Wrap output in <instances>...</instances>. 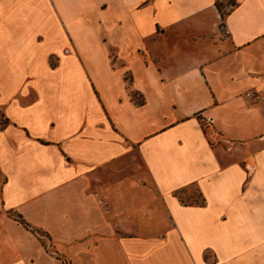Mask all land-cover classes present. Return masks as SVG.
I'll list each match as a JSON object with an SVG mask.
<instances>
[{
    "label": "crops",
    "instance_id": "0c3cea01",
    "mask_svg": "<svg viewBox=\"0 0 264 264\" xmlns=\"http://www.w3.org/2000/svg\"><path fill=\"white\" fill-rule=\"evenodd\" d=\"M217 2L0 0V264H264V0Z\"/></svg>",
    "mask_w": 264,
    "mask_h": 264
},
{
    "label": "built area",
    "instance_id": "2783aa9c",
    "mask_svg": "<svg viewBox=\"0 0 264 264\" xmlns=\"http://www.w3.org/2000/svg\"><path fill=\"white\" fill-rule=\"evenodd\" d=\"M66 53H69L70 50L66 49ZM246 97L255 101V102H264V92L260 91H248ZM202 124L205 128L210 129L213 126V120L207 117L202 119ZM96 198L98 199V204L104 208L106 212H109L108 203L101 197L99 193H95Z\"/></svg>",
    "mask_w": 264,
    "mask_h": 264
},
{
    "label": "rangeland",
    "instance_id": "374dc122",
    "mask_svg": "<svg viewBox=\"0 0 264 264\" xmlns=\"http://www.w3.org/2000/svg\"><path fill=\"white\" fill-rule=\"evenodd\" d=\"M238 1L239 0H218L217 6L223 15V18L234 6H236ZM186 53L188 52L186 51Z\"/></svg>",
    "mask_w": 264,
    "mask_h": 264
},
{
    "label": "trees",
    "instance_id": "16d2710c",
    "mask_svg": "<svg viewBox=\"0 0 264 264\" xmlns=\"http://www.w3.org/2000/svg\"><path fill=\"white\" fill-rule=\"evenodd\" d=\"M219 9V8H218ZM220 11V10H219ZM222 17H223V15H222Z\"/></svg>",
    "mask_w": 264,
    "mask_h": 264
}]
</instances>
